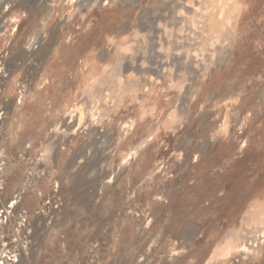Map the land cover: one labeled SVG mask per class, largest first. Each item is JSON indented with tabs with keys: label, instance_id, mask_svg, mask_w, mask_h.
Returning a JSON list of instances; mask_svg holds the SVG:
<instances>
[{
	"label": "rangeland",
	"instance_id": "374dc122",
	"mask_svg": "<svg viewBox=\"0 0 264 264\" xmlns=\"http://www.w3.org/2000/svg\"><path fill=\"white\" fill-rule=\"evenodd\" d=\"M181 1L0 0V264H264V243L217 256L242 226L264 231V0H209L204 48L172 53L157 38L185 33L164 23ZM157 54L208 63L181 120ZM128 77L141 86L122 94Z\"/></svg>",
	"mask_w": 264,
	"mask_h": 264
},
{
	"label": "bare ground",
	"instance_id": "6f19581e",
	"mask_svg": "<svg viewBox=\"0 0 264 264\" xmlns=\"http://www.w3.org/2000/svg\"><path fill=\"white\" fill-rule=\"evenodd\" d=\"M208 1L209 0H193V2L190 3V5H187L186 4L187 2H186L185 4H182L178 10H175V11L171 10L170 11L171 16L168 20H165L164 22L165 25L172 29L183 27V30L185 33L180 36L175 34L169 38H166V37L157 38L159 48H169L170 50H172V53H174L179 48H182V50H185L187 53L192 52V48L194 46L193 44L195 43V46H196L199 41L201 42L199 38V32H202V31L210 32V30L218 26L216 24L218 7L215 6L213 3H209ZM213 2L218 3L219 0H216V2L214 0ZM53 11H54V8L49 9L47 12V15L50 17ZM228 20H229V23L228 21H226L227 23L225 22L226 24L223 23V27L220 28L221 29L220 34H217L218 36L222 37V40L227 46L232 43L233 33H234L233 32V18L231 17V19L229 18ZM45 25H46V22L44 21V26ZM203 32L202 34L205 33ZM34 41L31 40L32 43H30L29 45L30 48L33 46ZM181 44H184V45H181ZM198 45L203 47L200 44ZM216 50H214V52ZM224 54L225 53H223L222 55ZM222 55H220L218 58L214 60V65H216L220 61ZM123 59L124 58H122L119 62H117L109 71H105L106 74L111 77L109 81L111 84H115V83L119 84L123 82V80L126 79L124 75L118 73V65L122 62ZM131 59L132 57H130V59L126 63V69L128 70L132 68ZM155 62L157 66L163 67L164 70L169 71L171 73V76H169L170 82H172L174 86L178 87V92L180 93V104H178L179 106L176 107L175 111L178 114L179 120H181L185 116L186 108H187V99H186L187 89L186 88L188 85L191 86L194 84L195 77L197 76V73L201 70L200 68L206 67L208 63L206 64V62L202 60V58L200 59V62H193V61H190L189 59L183 60L179 58L178 59L173 58V60H170L167 56L163 57L159 54H157L155 58ZM180 65H184L186 69L187 76L189 78L188 84H184L185 82L183 83L177 78L178 77L177 73L180 72V69H179ZM142 71L144 70L142 69ZM163 78L164 77L162 76V74L159 73L158 80L161 82L163 81ZM138 86H141L140 82H136L135 80L130 81V78H129V81H127L122 88V94L124 92L131 91L133 88H136ZM83 94H88V98L91 100L90 102L93 105L98 107V104L101 100V95L99 93L95 94L93 91H89L86 89L83 91ZM92 109H93V106H92ZM85 110L86 109H83L82 105L76 104L72 107L71 110L67 111V114L69 115V117H76L78 115L79 117H82V115L84 114L83 112ZM110 111L111 110L108 109V107L104 108L103 110H101V114L99 115L101 116L107 115L110 113ZM90 114L93 115L91 113V109H90ZM14 204H15V201L12 200L9 208L11 207L13 208ZM256 214H257L256 208L250 207L245 213L243 222L245 223V221L249 217H253V219H255ZM240 229L241 230L238 232L236 237L234 238L229 237L223 244H221L220 248L221 247L222 248L219 249L220 252L218 253L217 256H222L223 258H227V257L233 256L234 254H238L239 256L234 258V261L236 262H239L241 260L244 262H248L252 259H256L262 256V248H263L262 245L264 243V231L260 230L261 228L258 225L251 226L249 229H246L244 226H242ZM13 261L18 262L19 259H14Z\"/></svg>",
	"mask_w": 264,
	"mask_h": 264
}]
</instances>
